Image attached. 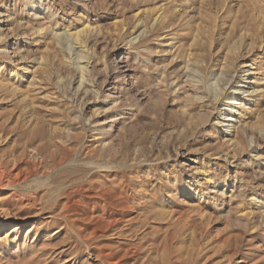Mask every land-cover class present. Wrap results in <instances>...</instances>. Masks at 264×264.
<instances>
[{"label":"rangeland","instance_id":"obj_1","mask_svg":"<svg viewBox=\"0 0 264 264\" xmlns=\"http://www.w3.org/2000/svg\"><path fill=\"white\" fill-rule=\"evenodd\" d=\"M164 1L0 0V81L5 83L2 88L0 84V118L3 117V120L4 117H10L13 124L18 118H22L24 121L20 120L25 123V114L29 116L36 113L30 117L35 123L38 122L37 129L41 131L39 143L42 145L52 141L53 130L60 124L58 131L62 135L61 142L73 152L71 159H75L80 165L86 162L84 167L87 168V176L94 174L90 182H93L95 188L86 186V189L96 190L104 181L103 177L97 176L104 172H97L92 161L105 159L109 163V159H117L116 166L120 168L116 169L118 175L114 185L119 188L127 187L128 194L137 196L133 200L135 213L127 216L130 215V219H141L138 223L128 219L129 222L121 225V230L106 234L101 232L96 239L85 245L82 239L89 236L88 231L79 237L64 224L50 225L45 229V225L52 222V215L47 209L41 213L36 212L32 218L23 219L24 221L14 219V212L7 211L10 205L16 204L9 198L12 190L0 188V226L7 227L5 235L0 237L1 264H10L13 255H19L21 262L33 257L34 263L38 261V264H105L97 255L102 249L121 253L123 264H142L143 260V264H147L148 258V263L151 264H193L192 253L196 249V243L201 240L200 255H205L209 248L212 249L207 255L201 256L203 264H228L232 254H236L233 264H264V72L257 70V74L248 77L247 83L242 84V77L246 75L243 76L241 72L249 68L243 67L247 59L242 58L239 66L234 68L237 75L228 73L217 82L220 69L214 65V69L206 72L205 81L199 65H196L198 68L190 65L188 71L191 70L192 76L188 79L189 72L185 70L184 62L186 60L178 59L175 50L172 51L163 42L164 31L159 30L154 34L150 32L152 12L156 8L161 9ZM190 1L192 8L185 9L182 17L193 21L203 18L200 22L211 23V29L216 27L210 35L212 40L215 39L213 44L208 43L209 47L205 44L207 51L205 48L202 51L204 55L207 53L208 58L221 49L219 40L222 44L224 37L233 28H243L244 31L255 34L261 20L253 7L264 6V0ZM241 15H247V21L244 19L237 22V17ZM140 22L142 25H138ZM77 33L79 39L87 40V48L90 49L87 56L90 58L87 83L80 89H77L81 80L80 69L85 66L87 59L84 58L86 54H83L84 59H79L80 46L69 36ZM191 37L190 35L184 42L191 43ZM201 37L204 39L206 35ZM261 45L263 48L264 43L259 40L254 60L258 69L264 66V49L260 48ZM227 47L224 44L221 51ZM194 50L201 52L197 47ZM250 64L251 62L247 63ZM26 68L29 69L28 74L24 72ZM157 74H161L162 78ZM254 76L256 80L252 78ZM192 78L204 81L199 91L189 82ZM177 83H181L180 90L175 87ZM222 86L226 88V94L234 92L236 86L244 91L241 98L243 103H247L248 109L244 108L246 114L241 121L249 122L247 124L252 129L246 133L248 128L243 130V123L235 124L242 138L240 144L244 146L243 149L229 144V137L226 138V131H223L222 124L228 119L225 115H230L232 108L225 106L228 102L227 95L219 93L218 89ZM261 92L263 97L257 105H248L252 95L255 98ZM178 95L180 99L194 95L208 99H204L208 112L205 115L210 119H204V123L199 117H192L202 113L198 106L194 107L193 115L183 114L180 111L181 104L178 105ZM242 101H237V104ZM238 109L240 108L237 106L233 110L234 116L238 117ZM193 125L197 127L194 128ZM15 134L18 133L14 131V138L17 136ZM76 134L81 138H73ZM53 150L56 151L57 147ZM58 151L60 149L56 152ZM85 192L75 194L74 200H81L82 205L89 203L90 200L83 196ZM154 193L159 196L156 201L151 202L155 198L151 197ZM254 197L256 200L253 201ZM161 215L165 219L169 217V220L162 221L164 218ZM157 218L159 221H155ZM172 219L174 222L180 220L176 222L178 226ZM165 221L167 223L164 224ZM181 221L187 224L183 226ZM200 231L202 234L204 232L202 239L199 238ZM177 232L182 236H178ZM133 234L138 236L136 240L132 237ZM164 241L169 244L167 254L163 251ZM155 242L161 243L159 252L150 245ZM13 243H17L19 249ZM202 243L208 245V248L205 249ZM224 244L226 248H223ZM139 245L144 247L143 253L136 261L130 260V256H126L123 250ZM201 249L205 252H201ZM40 250L44 251V255ZM157 255L158 258L155 257ZM26 263L27 260L21 264Z\"/></svg>","mask_w":264,"mask_h":264},{"label":"bare ground","instance_id":"obj_2","mask_svg":"<svg viewBox=\"0 0 264 264\" xmlns=\"http://www.w3.org/2000/svg\"><path fill=\"white\" fill-rule=\"evenodd\" d=\"M164 2L165 3L162 4L163 6H162L161 9L160 8H156L155 10H153L152 17L150 16L151 17L150 21H151L152 25L149 26L151 31L150 30L149 31L152 32L153 34L155 32H157V31H159V30L160 31H164L165 36L163 38V42H165L169 47H171V50L172 49L175 50V52L177 54L176 56H177L178 59L181 58V59H185L186 60L184 62H185V66H186L185 70H187V72H189L188 69H189L190 65H194V66L199 65V67L201 68V71H202V76L204 78L203 80H205L206 79V77H205L206 76L205 75L206 72L209 69H214L215 66H217L220 69V75L217 78V82H218L219 81L218 79H220L223 76L224 77L227 76L228 73L232 72L234 75H237L236 74L237 71L234 68H237L239 66V62H240V60L242 58L247 59V61H245V66H243V67H249L246 70L243 69V71L241 72L243 74V76L246 75V76L242 77V80H241L242 84L247 83L246 79L248 77L250 78V76L257 74V70L261 71L262 73L264 72V66L260 67L258 69L256 67V63L254 61L255 60V55H256L255 53L259 49V48L257 49L258 41L261 40V43H264V15H263L264 14V6L262 7V6H259V5H255L253 7V11L256 12V14L259 16V19L261 20V22L257 25V28L255 29V34L254 33L250 34L246 30L244 31L243 28L241 30L240 29L239 30L238 29L234 30V28H233L232 32L227 34L228 35L227 37H224L225 39H224L223 43L221 44L220 40H219V43H218V44L221 45L220 46L221 49H224V48H222L224 44L227 45L228 47L225 50H222V51L220 49L216 54H213V55H211L208 58L206 56L207 53H206V55H204V54H202V51H204L203 50L204 48L207 51V48H206L207 46L205 47V44L208 45V43H211V42L213 44L215 39L212 40L210 35H211V32H212V29L213 28L216 29V27H212V29H211L210 28L211 27V23L210 22H209L210 24H208L207 22L203 24V22H205V21H201L202 22L201 23L200 20H202L203 18L193 21V20L189 19L188 17L187 18L186 17H182V16H184L182 13H183V11H185V9L188 10V9L192 8V4H191L192 2L190 0H183L182 2H180L179 0H165ZM179 3H180V5H179ZM178 6H181L182 9L179 8ZM246 16L247 15H245V17H244V15L238 16L237 17V22L238 21L242 22V20H244V19L247 21V17ZM255 20H257V19H255ZM215 22H217V21H215ZM214 23H213V25H214ZM202 24H203V26H202ZM138 25H142V23L140 22ZM144 31H145V29H144ZM78 35H79V33L71 34L69 36L80 46L81 51L78 54L79 59H84V58L87 59V61L85 62V66L80 69L81 70L80 71L81 72V77H80L81 80H80V83H78L79 86L77 88V89H80L83 85H85L87 83V79H86L87 78V69H88V65L90 63V58H88L87 56H88V54L90 52V49L87 48V40L86 39H79V37H77ZM172 35H174V36H172ZM190 35L192 36L191 38H193V40L189 41L191 43L184 42L185 40L187 41V39L190 38ZM205 35H206V38L203 39L201 36L205 37ZM212 36H213V34H212ZM218 37H220V36H218ZM196 47L198 48V50L201 51L200 53H197V51L194 50ZM208 47H209V45H208ZM260 48H262V45L260 46ZM262 49H264V47ZM83 54H86V56L84 57ZM257 55H258V53H257ZM208 56H209V54H208ZM174 58H175V56H174ZM181 61H183V60H181ZM166 62H168V61H166ZM248 62H251V64L247 65ZM241 64H243V63H241ZM166 65H168V64H166ZM170 66H172V65H170ZM154 67H155V64H154ZM156 68H157V66H156ZM177 68H179V67L177 66ZM197 68H196V70H197ZM166 69H167V67H166ZM190 69H192V67ZM168 70H169V68H168ZM185 70L183 69V74L185 73ZM24 72L26 74H28L29 73V69L26 68ZM168 72H171V71H168ZM168 72H167V75L169 74ZM173 72H174V70H173ZM163 73H164V69H163ZM174 73H173V75H174ZM157 75H161V74H157ZM176 76H178V74ZM191 76H192V74H191V70H190L189 75L187 74V78L190 79ZM160 78H162V75L160 76ZM160 78L158 76V79H160ZM163 78H165V75H164ZM168 78H166V80ZM178 78H179V76H178ZM178 78H176V79H178ZM180 78H182V77H180ZM252 78L256 80L255 76L252 77ZM196 79H197V77H196ZM170 80H172V79H170ZM182 80H183V78H182ZM203 80L202 81H201V79L200 80H195V78H192L190 81L189 80H187V81H189L191 84H193V87H197V88H195L196 91H199L201 89L200 86L204 82ZM209 81L210 80H208V82ZM3 83H4L3 81L0 83L1 84V88L3 87ZM73 83H74V81H73ZM180 84L179 83L175 84V87L178 88V90H180ZM162 85L166 86L164 84H162ZM167 86H168V83H167ZM15 87H17V86H15ZM236 87H240V86H236ZM236 87H235V90L233 89L234 92H232L230 94H226L227 90L223 86L218 89L220 91L219 92L220 95H223V94L227 95L226 100L228 102L225 103V106H228V107L232 108V110H230V115H225V117L226 118L228 117V119L225 120L223 122V124L222 123L221 124H222V127H223V131H226L225 132L226 133L225 137L226 138L229 137L227 142L229 144L232 143L231 145H233L235 148L243 149L244 146H242L240 144L241 141H242V138H241L239 132L237 131V128L235 127L236 126L235 124L243 123L242 124L243 130L248 128V129L245 130L246 133H247V130H249L252 126L250 127L247 124L249 122L245 123L244 121L243 122L241 121L242 118H243L242 120H244V117H245V114H246V113H244V110H245L244 108H246V109H248V108L246 106L247 103L246 102H245L246 104L243 103L242 98H241L242 94L244 93L243 89L242 88H236ZM241 87H242V85H241ZM17 88H19V87H17ZM169 88H171V87L169 86ZM166 89H167V87H166ZM19 90H20V88H19ZM186 90H187V88H186ZM193 90H194V88H193ZM12 92H14V91L12 90ZM204 92H206V87H205ZM175 93H176V91H175ZM189 93H190V91H189ZM192 93L195 94V91H193ZM176 94H178V93H176ZM252 94H254V93H252ZM262 94H263L262 92L259 93L258 95L254 94L255 98L252 95L253 98H252V100H250L248 102V105H253V103L254 104L256 103V105H257V103L263 97ZM174 96H175V94H174ZM197 96H199V95L187 96L185 98H181L180 99V97L178 95V97L180 99V100L178 99L179 100V104L178 105L181 104L180 111H182L183 114L193 115V110L195 109L194 107L198 106L199 109H200V112H202V113L197 114V116H195V114H194V116H192V117H194V118L195 117H199L202 121L204 119H206V118L210 119V117H207L205 115L206 113H208L207 112V105H205L206 102L204 101L205 98L197 97ZM208 96H206V98H208ZM181 97H182V95H181ZM3 100H4V98H3ZM175 100H177V99H175ZM239 100L242 101V103L237 104V101H239ZM206 101H208V99ZM208 105H210V104H208ZM259 105H261V103ZM28 106H30V105H28ZM237 106L240 108V109H238V111H239L238 113L239 114L236 113L238 115V117L234 116L235 112L233 111V110H235L237 108ZM24 108L26 109V107H24ZM30 108H31V106H30ZM257 108H259V106ZM209 109H210V107H209ZM247 111H252V110H247ZM25 112L27 113V111H25ZM29 112H28V114H29ZM209 113H210V111H209ZM35 114L36 113L30 114V115L33 116ZM25 115L27 116V117L25 116L26 119H27V121H25V123L23 122L24 120L22 118H20V119H22L23 121L18 118V120L15 121L14 124H13V121L10 120L11 119L10 117L9 118L8 117H4L5 119H3V120H2L3 117L0 118L1 119V123H0L1 124V126H0V188L1 189H5V190H12V192L9 194L10 195L9 198H11L10 199L11 201H14V203H16L14 206L10 205V208H8L7 211L10 210V211L14 212V213H12V212H10V213L14 214V219L19 221V220H23V219L27 220L29 218H32V215H34L36 212H40L41 213V212H43L44 210L47 209L50 212V214L52 215V222H51V224H49V223L46 224L45 225V229L47 227H49L50 225H52V226H56V225L57 226H61L62 224H64L65 227L72 229L79 237H80V235L82 233L88 231L89 232V234H88L89 236L87 235L88 237L83 238V239L81 238L83 240V242L85 243V245L90 243V242H92L93 239H96L97 235L99 233H101V232L102 233L105 232L104 234H106V232H116L118 229L121 230V225L123 223L129 222L128 219H130V218H128V216H130L131 214L134 215V213H135V206L133 204V200H135L137 196H134L133 194L132 195L128 194L129 191L126 189L127 187L119 188L118 186L114 185L115 184V180H116L117 175H118V172L116 170L117 167H118V166H116L117 165V162H116L117 159H109L110 160L109 163L105 162V159H97L95 162L92 161L94 159L90 160V161L93 162L92 166L93 165H94V167L96 166L95 169L97 170V172L100 171V172L108 173L109 175L108 174H104V173H100L97 176L98 177H103V179H104V181H102V182L100 181L101 185H98V186L96 185L97 186L96 190H94V189L91 190L90 188L86 189V186H93V182L92 181L90 182V179L92 178V175H94V174H92V175L90 174L89 176H87V168L84 167L86 165V162H84L83 164L80 165V164H78V161H76L75 159H71V157L73 155V152L71 151V149L68 148V146L66 147L64 145V143L61 142L62 135L60 133V130L58 131V127L60 126V124L55 126V129L53 130L54 138L52 139V141L51 142L49 141V143H45L44 145H42V144L39 143L41 141V131H39L37 129V125H38L37 123L38 122L35 123L34 120L32 121L31 120L32 117H30V115L29 116L27 114H25ZM60 115L62 116V114H59V116ZM10 116H12V118H13V115H10ZM208 116H210V115H208ZM219 117H218V119H219ZM250 118L251 117H249V119ZM61 120H63V119H61ZM205 121L206 120H204L203 122L205 123ZM193 126H195L194 128L197 127V125H193ZM65 130H64V132H65ZM232 130H234V131H232ZM14 131H16V133H18V134H15V135H17L16 138H14L15 136L13 135ZM228 131H230V132H228ZM73 138L80 139L81 136L79 134H76V135H74ZM54 147H57V150L60 149V151H58L60 153L56 152L57 150L54 151L53 150ZM250 147H251V144L248 145V148H250ZM86 160H88V159H85V161ZM118 168H120V167H118ZM119 171H120V169H119ZM88 172H89V170H88ZM93 172L95 173L94 169H93ZM120 176H121V174H120ZM109 178H111V179H109ZM212 179H213V177H212ZM80 183H82V184H80ZM213 184H214V182H213ZM134 185H136V184H134ZM93 188H95V186H93ZM84 190H86V192ZM80 192H85V194H83V196L85 198H87L88 200H90L89 203L86 202L87 203L86 205H82L83 202L81 200H76V201L74 200V195L75 194H80ZM154 196H155V198H153L151 202L156 201L157 197L159 196V194L156 195L154 193V195L151 196V197H154ZM139 197H140V195H139ZM212 198L213 197H211V199ZM79 199H81V198H79ZM140 199H141V197H140ZM252 199H253V201L256 200L255 197L252 198ZM137 200H138V198H137ZM140 202H142V200ZM145 208H146V206H145ZM160 208L163 209L164 207H160ZM160 210H158V211H160ZM166 210H164V211H166ZM170 210L172 211V209H170ZM147 212L149 213V211H147ZM129 213H130V215L127 216V214H129ZM168 213H171V212L169 211ZM4 214H6V213H4ZM7 214L9 216V212H7ZM160 214H162V213H160ZM176 217H178V216H176ZM159 218H160V215H159ZM168 218H166V219H168ZM131 219H132V221L136 220L137 223L141 222L140 221L141 220L140 217H138L136 219L135 218H131ZM166 219L164 218L162 221H164ZM157 220H158V218L155 219V221H157ZM155 221H154V224L156 226ZM172 221L174 222L173 219H172ZM179 221L175 220L174 223L176 224V222H179ZM151 223H152V221H151ZM159 223H161V221ZM165 223H167V222L165 221L164 224ZM184 223H183V226H185L187 224V223L186 224H184ZM179 225L182 226L180 223H179ZM176 226H178V225L176 224ZM159 227H161V226L159 225ZM193 227H195V225ZM6 228H7L6 226H0V237L2 235H5L4 233H5ZM58 228H60V227H58ZM56 229H57V227H56ZM125 230L126 229H124V231ZM144 230H147V228L144 229ZM178 230H180V229L178 228ZM198 230H199V228H198ZM195 231H197V230L195 229ZM122 232H123V230H122ZM71 233H72V231H71ZM177 234H178V232H177ZM115 235H118V234H115ZM179 235H181V234H178V236ZM202 235L204 236V232H203V234L201 232V235L199 236L200 239L203 238ZM134 236H132L134 239L136 237L138 238V236H135V237ZM173 236H175V234ZM201 236H202V238H201ZM75 237H77V236L75 235ZM206 237H204V238H206ZM110 238H111V236H110ZM101 239L103 240V238H101ZM104 239H105V237H104ZM9 241H10V239H9ZM119 241H117V243ZM94 242L96 243V241H94ZM200 242H202V240ZM200 242L196 243V246H195L196 249L192 253V263L193 264H203V261H200L201 256L207 255V252H210V249H211V248H209L208 251L206 250L207 252H206L205 255H203V254L200 255L199 254ZM76 243H77V241H76ZM119 243H121V242H119ZM125 243H127V242H125ZM128 243H130V242H128ZM163 243H164V248H165V250H163V251L166 252V251L169 250L168 241H164ZM147 244H148V242H147ZM160 244L161 243H159V242H155V243H151L150 245L152 247H155L156 250L158 249V252H159ZM202 244H204V243H202ZM205 244H206V242H205ZM207 244H208V242H207ZM6 245H7V242H6ZM43 245H45V244H43ZM13 246L17 247V243H13ZM24 246L22 248H24ZM76 247H74V248L76 249ZM80 247H79V250H80ZM124 247H126V246H124ZM201 247H202V245H201ZM2 248H4V247L2 246ZM17 248L19 249V246ZM146 248H148V247L146 246ZM206 248H208V245L207 246L205 245V249ZM223 248H226L225 244H224ZM32 249H33V247H32ZM32 249H31V251H32ZM93 250H94V248H93ZM114 250H115V248H114ZM123 251L125 252L126 256H130L129 257L130 260L132 259L133 261H136V258L140 254L143 253L144 247L139 245V246H135L132 249L126 248ZM43 252L40 250V253H43ZM87 252H88V250H87ZM158 252L156 251L155 254H157ZM201 252H203V249H201ZM12 253H10V254H12ZM162 253L163 252H161V254ZM37 254H38V252H37ZM120 254H119V252H116V251H112V250L104 251L103 249L97 252L98 257L105 264H123V261L120 258V256H121ZM166 254H167V252H166ZM35 255H36V253H35ZM43 255H44V253H43ZM48 255H49V253H48ZM125 255H123V256H125ZM209 255L211 256V254H209ZM235 256H236V254H232L231 255V258L228 260V264H231V263L233 264L234 263L233 262V258ZM24 257L26 258V256H24ZM155 257L158 258V255L155 256ZM161 258L162 257H160V259ZM6 259H7V257H6ZM24 260L25 261L27 260L26 264H38L37 263L38 261L36 263H34L35 259H33V257H29L28 259H24ZM36 260H39V259L36 258ZM41 260H42V258H41ZM140 260H142V258ZM166 260H167V258H166ZM205 260H207V259L205 258ZM25 261H23V262L25 263ZM143 261L145 262V260H143ZM149 261H150V258L147 259V264H151V263H148ZM23 262H21V258H20L19 255L18 256L13 255L12 256V261L10 262V264H21ZM43 262H45V261H43ZM169 262H170V260H169ZM99 264H102V263H99ZM162 264H167V263L166 262L165 263L162 262Z\"/></svg>","mask_w":264,"mask_h":264}]
</instances>
